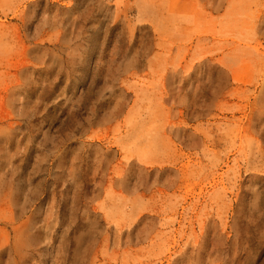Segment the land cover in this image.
Returning a JSON list of instances; mask_svg holds the SVG:
<instances>
[{"label": "rangeland", "instance_id": "374dc122", "mask_svg": "<svg viewBox=\"0 0 264 264\" xmlns=\"http://www.w3.org/2000/svg\"><path fill=\"white\" fill-rule=\"evenodd\" d=\"M0 264H264V0H0Z\"/></svg>", "mask_w": 264, "mask_h": 264}]
</instances>
